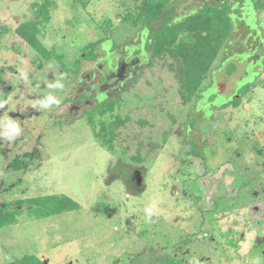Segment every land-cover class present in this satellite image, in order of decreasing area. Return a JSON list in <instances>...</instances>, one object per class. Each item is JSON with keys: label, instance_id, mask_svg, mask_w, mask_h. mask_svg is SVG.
<instances>
[{"label": "rangeland", "instance_id": "obj_1", "mask_svg": "<svg viewBox=\"0 0 264 264\" xmlns=\"http://www.w3.org/2000/svg\"><path fill=\"white\" fill-rule=\"evenodd\" d=\"M141 1L0 0V205L23 212L0 229V264L30 255L44 264H133L147 248L185 264H264V10L228 0L229 47L200 99L183 102L174 65H147L151 29L123 22ZM216 1L179 0L174 17ZM22 25L61 54L64 67L55 57L42 59L19 36ZM101 39L97 60H80V49ZM229 62L236 65L231 76ZM248 83L247 95L218 109ZM105 100L117 103L98 121H121L111 148L87 117ZM191 117L197 121L188 129ZM186 134L205 143V165L186 157ZM23 153L34 158L9 170ZM52 195L77 208L36 219L16 204ZM144 255L136 264H148Z\"/></svg>", "mask_w": 264, "mask_h": 264}, {"label": "trees", "instance_id": "obj_2", "mask_svg": "<svg viewBox=\"0 0 264 264\" xmlns=\"http://www.w3.org/2000/svg\"><path fill=\"white\" fill-rule=\"evenodd\" d=\"M179 0H142L138 11L133 16H125L123 22L132 28L151 29L145 49L150 52L147 65L154 60L170 62L171 68L175 74L178 83V95L183 102H189L191 99L196 101L201 97V86L207 76L212 72V65L221 50L229 47L230 38L234 31V22L231 17V7L228 0H218L213 4L206 2L198 10L185 15L181 20L174 17L176 3ZM237 3L243 4L244 0H237ZM254 11L264 10V3L261 1L250 0ZM251 6V5H250ZM38 6V13L41 14ZM234 14L239 10L235 9ZM45 21L48 15H44ZM237 22L240 20L237 19ZM31 24V23H29ZM35 24V23H34ZM246 31L250 32L249 27L245 25ZM26 28L22 25L18 28L19 36L41 55L42 59L57 58L60 65H63L60 54H55L52 49H45L36 39L35 34H27ZM264 39V38H263ZM107 39H101L90 42L80 49V60L94 62L98 58V52L101 45ZM138 54V52L136 53ZM226 74L233 75L236 72V65L229 62L226 65ZM76 71L74 70V73ZM6 82L0 71V88L5 86ZM252 84H245L236 92L237 96L228 99L225 103L218 106V109H225L238 102V97L242 98L251 90ZM216 94L210 95V102H214ZM119 99H117L118 101ZM117 101H102L94 104L92 109L87 112L88 122L94 131V135L99 139L102 145L110 148L111 137L114 129L121 123L120 119L115 122L98 121L102 117L114 110ZM98 118V119H97ZM99 124V130L96 131V123ZM202 120V119H200ZM197 118L188 119V129L193 127ZM183 143L188 146L187 158L199 159L204 165L206 161L204 148L205 143L201 145L196 143L187 134ZM34 156L31 153H23L13 157L8 163V169L11 171H21L27 166V162ZM19 208L25 207L28 216L36 219L48 218L64 212L73 211L77 208V203L66 196H47L37 197L35 199L19 200L16 202ZM23 214L21 209L12 210L9 203L0 205V229L6 226H13L18 223V217ZM151 258L148 264H185L175 259L169 254H160L158 251L147 248L137 254L132 263H139L140 260ZM6 264H44L43 261L35 256H24L15 261Z\"/></svg>", "mask_w": 264, "mask_h": 264}, {"label": "flooded vegetation", "instance_id": "obj_3", "mask_svg": "<svg viewBox=\"0 0 264 264\" xmlns=\"http://www.w3.org/2000/svg\"><path fill=\"white\" fill-rule=\"evenodd\" d=\"M208 3H209V2H208ZM124 67H125L124 65H119V69L117 70V71H118V74H119L118 76H119V78H121V79L124 77V76H121V74L124 73ZM90 74H91V73H90ZM91 76H92V74H91ZM110 76H112V73H110ZM104 87H105V86H104ZM100 89H101V90L104 89L103 86H101ZM87 102H88V101H84V104H86ZM79 108H80V106H77V107H76V109H79Z\"/></svg>", "mask_w": 264, "mask_h": 264}]
</instances>
